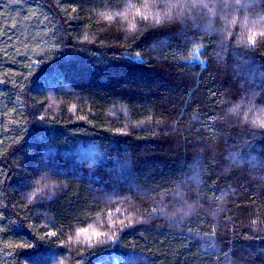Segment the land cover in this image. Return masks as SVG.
Segmentation results:
<instances>
[{
  "label": "trees",
  "instance_id": "trees-1",
  "mask_svg": "<svg viewBox=\"0 0 264 264\" xmlns=\"http://www.w3.org/2000/svg\"><path fill=\"white\" fill-rule=\"evenodd\" d=\"M262 18L264 0H0V264H264V133L227 112L264 103V43L235 45Z\"/></svg>",
  "mask_w": 264,
  "mask_h": 264
},
{
  "label": "clouds",
  "instance_id": "clouds-1",
  "mask_svg": "<svg viewBox=\"0 0 264 264\" xmlns=\"http://www.w3.org/2000/svg\"><path fill=\"white\" fill-rule=\"evenodd\" d=\"M164 15H172L170 9H164ZM174 26V25H173ZM249 33L246 28L241 29V33L237 36L235 45L245 49L255 48L258 44L264 43V18L261 19L259 27L256 29V43L249 45L247 43ZM225 41L229 40V36L223 38ZM245 96L247 99H245ZM259 100L258 95L245 94L238 97L227 109L228 115L237 119L243 126L249 129L264 133V103H257Z\"/></svg>",
  "mask_w": 264,
  "mask_h": 264
},
{
  "label": "snow or ice",
  "instance_id": "snow-or-ice-1",
  "mask_svg": "<svg viewBox=\"0 0 264 264\" xmlns=\"http://www.w3.org/2000/svg\"><path fill=\"white\" fill-rule=\"evenodd\" d=\"M133 8H135V5H129V7H128V9H127V11H131ZM124 13H119V12H117V13H112V12H109V11H105V12H100L99 13V15L101 16V17H103V19H105V20H107V21H111V20H113V18H114V15H123ZM136 14L137 15H140L141 13H140V9L139 8H136ZM247 43L249 44V45H254L255 43H256V33H252V34H250L249 36H248V39H247ZM137 55L139 56V53H137ZM196 66H199V64H197ZM194 119L195 118H197V117H193ZM39 181H37V184L39 185ZM48 185L47 184H45V185H43V186H41V187H38V188H36L32 193H31V195L29 196V199L31 200V198L32 197H34L35 195H37L38 193H41L42 191H43V187H47ZM121 223H123V221H121ZM89 233V229H87V228H85V229H82L81 230V232H79V233H77V235H87ZM51 235H56V233L55 232H53V233H51ZM92 235L93 236H95V237H99V236H101V235H103V233H98V232H95V231H93L92 232ZM212 243L213 242H208V243H206L205 244V247H211L212 246Z\"/></svg>",
  "mask_w": 264,
  "mask_h": 264
}]
</instances>
